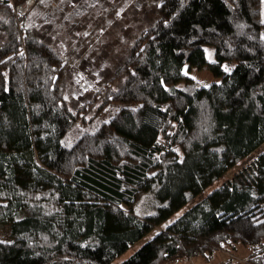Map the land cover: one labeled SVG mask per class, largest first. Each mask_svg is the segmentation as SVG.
Listing matches in <instances>:
<instances>
[{
    "label": "trees",
    "instance_id": "trees-1",
    "mask_svg": "<svg viewBox=\"0 0 264 264\" xmlns=\"http://www.w3.org/2000/svg\"><path fill=\"white\" fill-rule=\"evenodd\" d=\"M39 1L0 0V264H264V149L204 194L264 144V0H156L76 111Z\"/></svg>",
    "mask_w": 264,
    "mask_h": 264
},
{
    "label": "rangeland",
    "instance_id": "rangeland-1",
    "mask_svg": "<svg viewBox=\"0 0 264 264\" xmlns=\"http://www.w3.org/2000/svg\"><path fill=\"white\" fill-rule=\"evenodd\" d=\"M155 2L156 0H40L36 5L27 4L28 23L34 33L53 44L65 57L67 99L74 111L92 99L97 85L112 76L132 40L150 25ZM262 10L264 16V2ZM206 50L208 57L213 59L214 46L207 45ZM184 70L207 86L215 80L207 68L185 66ZM96 105L86 113L87 117L94 114ZM118 107L117 103L110 104L98 118L107 120ZM263 149L264 144L229 170L216 184L207 188L204 194L215 185L232 178L236 170L251 165L258 152ZM147 205L148 200H144V208ZM189 205L181 208L170 219H174ZM10 238V223H0V239ZM142 243L132 245L111 264L130 256ZM188 261L189 259L181 258L173 264H187Z\"/></svg>",
    "mask_w": 264,
    "mask_h": 264
},
{
    "label": "crops",
    "instance_id": "crops-1",
    "mask_svg": "<svg viewBox=\"0 0 264 264\" xmlns=\"http://www.w3.org/2000/svg\"><path fill=\"white\" fill-rule=\"evenodd\" d=\"M194 78H195V76L194 75H192ZM214 76V75H213ZM213 78H215V80L214 81H220V80H218V79H220V78H218V77H213ZM228 258V256H227V254H226V252H219V254L217 255V257L215 258V263L214 264H216V263H219V262H221V261H224V260H226ZM195 260V259H194ZM195 262H197V263H199V261H197V260H195ZM189 263V262H188ZM187 263V264H188Z\"/></svg>",
    "mask_w": 264,
    "mask_h": 264
},
{
    "label": "built area",
    "instance_id": "built-area-1",
    "mask_svg": "<svg viewBox=\"0 0 264 264\" xmlns=\"http://www.w3.org/2000/svg\"><path fill=\"white\" fill-rule=\"evenodd\" d=\"M239 260H241V261H244L243 259H241V258H238ZM235 263H237V261L236 260H232L229 264H235Z\"/></svg>",
    "mask_w": 264,
    "mask_h": 264
}]
</instances>
